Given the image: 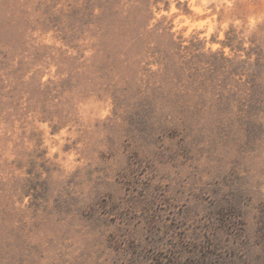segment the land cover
<instances>
[{"label": "rangeland", "instance_id": "1", "mask_svg": "<svg viewBox=\"0 0 264 264\" xmlns=\"http://www.w3.org/2000/svg\"><path fill=\"white\" fill-rule=\"evenodd\" d=\"M0 264H264V0H0Z\"/></svg>", "mask_w": 264, "mask_h": 264}]
</instances>
